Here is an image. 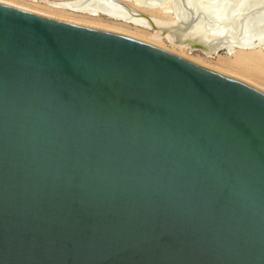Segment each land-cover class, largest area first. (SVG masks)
<instances>
[{
    "label": "water",
    "instance_id": "1",
    "mask_svg": "<svg viewBox=\"0 0 264 264\" xmlns=\"http://www.w3.org/2000/svg\"><path fill=\"white\" fill-rule=\"evenodd\" d=\"M0 264H264V91L0 2Z\"/></svg>",
    "mask_w": 264,
    "mask_h": 264
},
{
    "label": "rangeland",
    "instance_id": "2",
    "mask_svg": "<svg viewBox=\"0 0 264 264\" xmlns=\"http://www.w3.org/2000/svg\"><path fill=\"white\" fill-rule=\"evenodd\" d=\"M72 1L74 0H0L1 3L51 17L120 31L139 37L214 70L234 75L264 91V62L245 57L249 53L264 55V0H242V5L245 4V7L243 5L240 8L241 10H239V15L242 13V16H240L242 24L247 27L250 25L249 36H252L253 40L250 37V40L247 41L244 48H234L231 52H228L225 49H220L211 54H207L200 49L179 46L177 43H174L171 38H168L169 36H167L166 33L161 32L160 27L157 25H155L154 28L149 23L141 24V22L138 24V22L136 23L131 19L124 20L122 18L112 17L102 13L93 16L86 12L75 11L68 8H55L52 6L53 4L62 5ZM124 2L132 8L135 13L149 18V20L153 19L157 22L173 20L174 15L168 8V0H142V2L141 0H126ZM50 4L51 7H49ZM95 22L100 23V25H95ZM257 39L259 41H257ZM254 42L257 43L255 44ZM252 44L253 46L251 47ZM240 55L244 56L241 57L242 60L239 63L237 57ZM219 59L233 63V65L219 67L217 65Z\"/></svg>",
    "mask_w": 264,
    "mask_h": 264
},
{
    "label": "bare ground",
    "instance_id": "3",
    "mask_svg": "<svg viewBox=\"0 0 264 264\" xmlns=\"http://www.w3.org/2000/svg\"><path fill=\"white\" fill-rule=\"evenodd\" d=\"M124 1L126 0H74L70 3L53 4L52 6L86 12L93 16L102 13L124 20L131 19L136 23L138 22V24L141 22V24L149 23L154 28L157 25L160 27L161 32L166 33L169 36L168 38H171L179 46L191 47L186 40L192 39L209 46L212 45L213 49L217 46L212 51L213 53L220 49L231 52L234 48H244L250 37L251 39L253 38L249 36L250 25L248 27L243 25L240 17L242 13L239 15L240 8L243 5L245 7V4L242 5V0H168V8L172 11L174 17L172 21L163 22H157L153 19L149 20V18L135 13ZM49 7H51V4ZM96 24L100 25V23L95 22ZM257 41L259 40L257 39ZM254 43L256 44L257 42ZM204 52L207 54L212 53L209 51ZM243 56L237 57L239 63ZM245 57L264 62V55L249 53ZM217 65L224 67L232 66L233 63L219 59Z\"/></svg>",
    "mask_w": 264,
    "mask_h": 264
}]
</instances>
